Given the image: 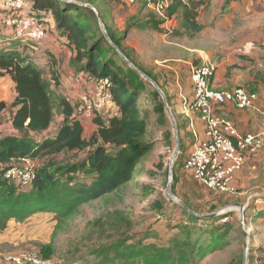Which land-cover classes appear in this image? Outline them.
<instances>
[{
  "label": "trees",
  "instance_id": "1",
  "mask_svg": "<svg viewBox=\"0 0 264 264\" xmlns=\"http://www.w3.org/2000/svg\"><path fill=\"white\" fill-rule=\"evenodd\" d=\"M25 1L30 8L28 12H21L23 15L36 16L43 20L45 26H48L45 17L52 18L58 37L65 38L74 51L73 67L97 82L108 80L112 101L119 111L117 115L110 116L97 112L92 122L98 129L87 137L77 113L78 106L68 98L60 97L61 127L55 137L46 136L55 119L56 91L52 81L59 85V80L55 74L48 77L44 69L36 66L37 45L43 41L36 42L35 47L26 41L15 40V32L0 23V40L10 38L13 41L12 45H0V77L9 76L17 93L11 104L0 102V116L10 111L8 123L12 131H0V225L3 228L10 220L22 222L37 213L57 212L62 218L71 217L82 204L114 194L125 184L133 182L152 149V145L145 142L147 124L139 102L146 81H138L130 70L124 73L121 64H128L114 47L122 50L123 39L115 36L106 24L105 15L99 12L113 45L106 39L98 15L91 8L63 0ZM204 4V1L193 2L191 6L200 8ZM179 11H184L189 17L193 15L189 5L176 0L166 9V19L151 11L144 26L163 32L162 26ZM10 12L6 11V14ZM194 26L196 32L204 28ZM129 28L130 25L127 30ZM108 53L115 54L116 59L108 57ZM246 88L258 94L252 86L246 85ZM71 152L87 154V157L77 163H58L54 159ZM43 158L51 159L37 167L35 160ZM27 161L34 165V177L21 189L20 184L8 179L6 174L11 167L21 166ZM80 171L85 172L89 179L75 188L71 184L72 176ZM63 180H67L69 185ZM182 210L187 221L171 226L175 232L169 245L135 243V238L127 235L104 244L93 255L102 256V264H194L229 243V232L233 227L215 226L214 223L208 229L201 226L216 222L219 217L204 219ZM154 232H148L147 238H151ZM44 257L51 259L52 256L46 253Z\"/></svg>",
  "mask_w": 264,
  "mask_h": 264
},
{
  "label": "rangeland",
  "instance_id": "2",
  "mask_svg": "<svg viewBox=\"0 0 264 264\" xmlns=\"http://www.w3.org/2000/svg\"><path fill=\"white\" fill-rule=\"evenodd\" d=\"M74 1L84 5H93L94 9L92 10L97 15L101 12L105 17H108L109 23L106 21V24L114 28L125 21V18L130 19V12L133 9L138 10L147 6L146 13L152 11H150V6H144L148 0H135V3H131L130 0ZM215 1L212 10L217 12L221 9L222 12H227V14L233 13L232 8L228 6L230 0ZM238 9L241 10L243 7L240 6ZM232 19L234 20V18ZM213 21L214 25H217V21ZM238 21L240 23L239 19ZM218 25L223 26L221 21ZM46 27L47 30H51L49 26ZM227 28H230V25H227L224 32H227ZM237 28L236 35L227 32L229 38L239 45L250 39L255 40L259 53H261L258 57L264 60V4L259 0H253L251 2L250 19L241 21ZM12 43L4 41L3 38L0 40V45H12ZM34 44L31 43L32 46L36 47L37 44ZM235 48H237V45ZM38 49L44 57V51L42 53V49ZM57 55L58 61L64 60V55ZM115 56V54L108 53V57L116 59ZM45 58L49 59L46 49ZM122 59L126 62L124 58ZM130 73L138 81H149L137 71L134 73L130 69ZM67 78L71 82L72 89L62 87L61 92L77 106L82 104L81 99L84 96L91 95L92 97L98 96L101 98L105 94V92L99 94L96 88L98 82L90 79V77ZM237 87L246 88V85L244 81H239ZM73 92L78 95L81 93V98L78 96L72 98L71 93ZM60 97L63 96L57 93L54 100L55 119L52 128L48 131V135L53 137L57 135L62 123L61 108L59 107ZM113 103L111 100H106V104L102 109L103 113L109 114V116L115 114ZM148 106L147 102L143 101L141 103L140 108L143 113L146 112ZM80 117L85 126L86 136L90 137L97 131L98 127L93 125L92 118L84 115H80ZM149 131V141L159 136L156 147L152 143V149L143 160L136 179L122 186L114 194L82 204L77 207L71 217L66 219L62 218L57 212L37 213L22 222L10 220L5 228L0 225V264H10L6 262H11L9 257H34L37 260L52 261L56 264H102V256L93 255V252L104 244L123 239L127 235L135 238V243L142 241L157 243L158 245H169L170 237L175 232L171 226L187 221V217L182 210L184 207L179 201L198 214H218L217 217L219 218L216 222L201 224L204 228L208 229L213 223L215 226L233 227L229 232V243L224 248L214 250L194 264H264V152L248 159L243 172V174L247 173V175H244L247 178L244 181L246 187L242 186L243 188H240L233 195L222 194L208 190L187 176L184 167L189 152H186L187 157L183 155L176 158L174 156L176 152L174 137L167 142L160 136L163 131H158L156 127H150ZM182 137L184 140L181 145L190 147L192 142L187 145L190 141L189 136L183 135ZM86 157L87 154L71 152L56 156L54 159L58 163H77ZM51 158L35 160V165L37 167L42 166ZM172 162L173 169L171 167ZM27 165L23 164L19 167H27ZM178 167L184 169L183 181L185 185L182 183L181 187L179 186L178 173H176ZM25 168L22 170L27 175ZM171 169L173 179H171ZM65 177L67 178V176ZM72 177L74 179L71 184L75 188L89 179V176L83 171L74 174ZM67 180L63 181L66 185H69ZM14 182L20 184L21 189L26 186L23 183ZM169 186H171L172 193L179 200H169L167 196ZM151 230L155 232L152 233L151 238L150 236L147 238L146 234ZM202 231L204 230L202 229ZM205 241H208V239H205ZM46 253L51 254V259L44 257Z\"/></svg>",
  "mask_w": 264,
  "mask_h": 264
},
{
  "label": "crops",
  "instance_id": "3",
  "mask_svg": "<svg viewBox=\"0 0 264 264\" xmlns=\"http://www.w3.org/2000/svg\"><path fill=\"white\" fill-rule=\"evenodd\" d=\"M200 1L205 3L202 7L193 8L191 6L193 2ZM252 1L235 0L233 2V0H230L228 6L232 8L233 13L227 14V12H222L221 9L217 12L212 10L215 0H186L184 3L191 7L193 15L189 17L184 11H179L162 26L163 32L144 26L148 22V16L151 14V12L146 13L148 7L145 4V8L141 7L138 10H131L130 19L125 18V21L116 25L115 28L110 26L115 36L123 39L121 48L129 57V59L126 58L158 86L157 89L154 83L146 81L142 86L144 90L139 95L140 106L143 101L149 105L145 113L140 108L142 116H146L144 119L147 124L145 135L147 144L151 143L150 145H152L153 143L156 147V141H158L159 136L156 139L152 138L151 141L148 138L149 128L156 127L158 131H163L160 136L167 142L174 137L177 147L174 126L164 102V96L167 99L171 113L175 117L179 139L181 140L180 151L176 158L183 155L187 157L186 152H189V158L196 142L205 138V127L200 116L185 110V104L192 102L194 99L192 70L204 62H214L218 65L213 83L215 89L232 90L238 86L239 81H244L245 85H250L256 89V92L261 97V107H263L264 60L258 57L261 53H259L257 42L250 39L239 45L233 42L227 34L228 32L236 35L237 27L241 21L250 19ZM259 1L263 3L261 0ZM26 6V12H28L30 5L26 3ZM148 6L151 7L150 11H153L152 4H148ZM240 6L243 9H238ZM6 11L4 1L0 0V23L4 19ZM45 18L51 30L47 38L37 45L39 46L37 48L42 49V53L44 51V57L40 54L39 49L36 50V66L44 69L48 77H53L55 74V77L59 80V85H55L52 81L53 89L56 94L64 96L61 92L62 87L72 89L71 82L67 77H87V75L72 66L74 51L68 46L65 38L58 37L52 18L48 16ZM213 20L217 21V25H214ZM106 21L109 23L108 17H106ZM219 21H221L223 26L220 27L218 25ZM129 25L130 28L127 30ZM194 25L203 26L204 28L196 32ZM227 25H230V28H227V32H224ZM223 27L225 28L223 29ZM5 34L9 33L5 32ZM6 41L13 42L10 38H7ZM236 45L237 48H235ZM244 48L246 51L243 53L240 49ZM45 49L49 59L45 58ZM122 50L120 51L123 53ZM57 54L64 55V60L58 61ZM121 66L124 73L127 74L130 66L124 64H121ZM71 94L72 98L73 96L81 98V93L79 95L76 92ZM16 96L13 80L9 76L0 77V102L11 104L16 99ZM64 97L67 98V96ZM113 110L115 114L111 115H117L119 110L114 103ZM219 115L233 121L242 133H260L264 130V116L239 110L232 103H227L221 107ZM0 118V123H2L0 131L12 133L8 123L10 111L1 114ZM146 118L148 119L146 120ZM45 135L49 136L48 133H45ZM183 135L189 136L188 139L190 141L187 145L192 142L190 147L181 145L184 140ZM179 167L176 169V173H178L179 186L181 187L182 183H184L183 171L185 168L179 169ZM244 169L237 172L234 177L233 187L236 192L243 188L242 186L246 187V182L244 181L247 178L244 175H247V173L243 174ZM186 174L193 179L188 173Z\"/></svg>",
  "mask_w": 264,
  "mask_h": 264
},
{
  "label": "built area",
  "instance_id": "4",
  "mask_svg": "<svg viewBox=\"0 0 264 264\" xmlns=\"http://www.w3.org/2000/svg\"><path fill=\"white\" fill-rule=\"evenodd\" d=\"M3 1L7 11L11 12L4 16L1 24L15 32V40L28 43L45 40L47 29L43 20L21 13L26 11L25 0ZM151 1L148 0V3L152 4L153 11L160 18L166 19V9L176 0ZM261 1L264 3V0ZM130 2L135 3V0ZM240 51L244 53L246 49H240ZM217 70L218 65L214 62H204L192 70L194 99L185 104V110L200 116L205 127V138L196 142L184 168L194 181L208 190L233 195L236 194L233 187L236 173L245 168L250 157L264 152V130L260 133H241L233 121L219 115V109L227 103H232L239 110L264 116V107H261L259 95L247 88L215 89L213 83ZM96 88L99 94L102 92L105 94L101 98L92 97L90 94V96L82 97V104L77 107L79 116L93 118L97 112H103L106 100L112 101L108 80L98 81ZM25 164L26 168L11 167L6 177L27 185L29 179L34 177V165L30 161ZM23 168L27 175L24 174ZM9 260L11 262H7L11 264H56L52 261L37 260L34 257H9Z\"/></svg>",
  "mask_w": 264,
  "mask_h": 264
},
{
  "label": "water",
  "instance_id": "5",
  "mask_svg": "<svg viewBox=\"0 0 264 264\" xmlns=\"http://www.w3.org/2000/svg\"><path fill=\"white\" fill-rule=\"evenodd\" d=\"M67 3H72V4H76L78 6H81V7H89L91 9H94V6L93 5H84V4H81V3H78L74 0H63ZM98 19H99V23H100V26H101V29L106 37V39L108 40L109 44L113 45L109 35L107 34L106 32V29H105V25H104V22L102 20V18L100 17V15L98 14ZM115 49L117 51H119L120 55L122 58H124L126 60V63L130 66L131 69H134L135 71L141 73L146 79H148L149 81H151L152 83H154L152 80H150V78L148 76H146L143 72H141L134 64H132L129 60H127L125 58V55L119 50V48L117 46H114ZM154 85L156 86V88L158 89V86L154 83ZM162 95L163 93L160 92ZM164 102L166 104V107L168 109V113L171 117V120H172V123H173V126H174V132H175V136L177 138V147H176V152H175V157L178 156L179 154V151H180V139H179V135H178V127H177V123H176V120H175V117L173 116V114L171 113L170 111V108H169V105H168V102H167V99L165 98L164 96ZM172 169L174 168V165H173V162H172V165H171ZM171 169V179H173V171ZM171 186L168 187V192H167V196L169 198V200H179V198H177L171 191ZM181 203V205L184 207V209L192 214V215H195V216H198L200 218H204V219H209V218H214V217H217L218 214L217 213H213V214H209V215H202V214H198L196 211L192 210L191 208H189L186 204H184L183 202L179 201ZM241 208H242V211H243V206L241 205ZM220 215V214H219ZM246 250V248H245ZM246 258H247V253H246Z\"/></svg>",
  "mask_w": 264,
  "mask_h": 264
}]
</instances>
